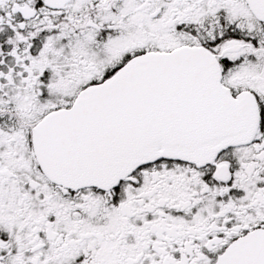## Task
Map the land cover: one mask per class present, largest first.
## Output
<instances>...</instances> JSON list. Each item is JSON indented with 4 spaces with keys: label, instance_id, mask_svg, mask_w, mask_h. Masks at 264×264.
Returning <instances> with one entry per match:
<instances>
[{
    "label": "snow or ice",
    "instance_id": "6c2138e0",
    "mask_svg": "<svg viewBox=\"0 0 264 264\" xmlns=\"http://www.w3.org/2000/svg\"><path fill=\"white\" fill-rule=\"evenodd\" d=\"M0 264H264V0H0Z\"/></svg>",
    "mask_w": 264,
    "mask_h": 264
}]
</instances>
